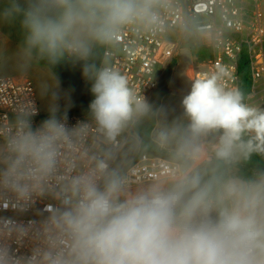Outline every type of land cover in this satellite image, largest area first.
Listing matches in <instances>:
<instances>
[{"label":"clouds","instance_id":"clouds-1","mask_svg":"<svg viewBox=\"0 0 264 264\" xmlns=\"http://www.w3.org/2000/svg\"><path fill=\"white\" fill-rule=\"evenodd\" d=\"M158 7L159 0H0V30L17 27L23 37L20 70L35 60L48 72L39 88L47 118L35 124L36 104L24 106L0 134V208L15 213L0 217V264H264V163L241 171L255 155L242 135L264 137V109L218 76L195 79L182 117L153 134L169 157L166 174L129 183L119 143L130 133L129 151L142 150L132 129L166 109L94 57L122 28L151 27ZM63 62L81 67L93 97L74 126L54 71ZM38 200L49 203L36 219L17 218Z\"/></svg>","mask_w":264,"mask_h":264},{"label":"built area","instance_id":"built-area-1","mask_svg":"<svg viewBox=\"0 0 264 264\" xmlns=\"http://www.w3.org/2000/svg\"><path fill=\"white\" fill-rule=\"evenodd\" d=\"M260 3L261 0H159L157 21L149 28L136 24L122 28L105 46L100 65L107 64L119 71L134 93L150 104L162 91L161 84L179 51L190 46L198 53L194 80L216 75L225 89L240 90V63L245 56L253 89L260 83L264 89V23ZM33 103L39 109L33 118L38 125L47 115L41 111L32 81L28 77L0 78V134L9 130L18 109ZM84 119L77 112L68 111L69 126ZM129 135L124 134L120 150ZM251 137L264 157V137ZM168 168L166 154L146 151L125 171L135 188L162 178ZM48 203L38 200L17 218L24 222L36 219ZM14 216L11 209L0 208V217Z\"/></svg>","mask_w":264,"mask_h":264},{"label":"rangeland","instance_id":"rangeland-1","mask_svg":"<svg viewBox=\"0 0 264 264\" xmlns=\"http://www.w3.org/2000/svg\"><path fill=\"white\" fill-rule=\"evenodd\" d=\"M260 5L264 23V0H261ZM22 39V34L17 27H5L0 30V53L4 54L3 61H0V78L14 77L16 79H23L24 77H28L35 87L42 113L48 115L47 102L41 100L39 96L40 84L48 76L47 69L43 62L33 60L31 67L27 72L20 70L15 53L17 52ZM197 54L196 48L190 46L183 47L179 51L175 65L172 68L169 87L164 91V95H162L161 92H158L150 103L154 107L163 106L166 109V117L162 118L156 116L152 119H147L139 124L140 128L137 130L132 129V133L143 139V148L163 152L168 156L167 152L157 148L152 143V137L157 128L165 122V119L170 122L173 119L182 117L183 109L181 106V100L183 96L188 93L191 83L194 81L193 70L196 64ZM60 66L65 71L70 82L79 90V93L82 96L78 99L75 94L66 88L60 81L61 92L64 97L60 101L61 107L67 105L68 111H75L81 116L87 118L88 106L93 97L91 94H88L89 96L87 99L83 98V90L80 89L84 81L81 67L79 65H73L70 62H63ZM129 136L120 150L125 168L139 154V151H129ZM215 139V135H210L208 137V143H214Z\"/></svg>","mask_w":264,"mask_h":264},{"label":"trees","instance_id":"trees-1","mask_svg":"<svg viewBox=\"0 0 264 264\" xmlns=\"http://www.w3.org/2000/svg\"><path fill=\"white\" fill-rule=\"evenodd\" d=\"M104 50H105V46L103 47H99L96 52H95V62L100 65L102 58H103V54H104ZM175 63L173 64V66L171 67L170 71L166 74L162 84H161V88H162V95H164V91L167 90V88L169 87L170 81H171V74H172V68L174 67ZM82 70V69H81ZM54 71L56 72V74L58 75L61 83L68 88L70 91H72L75 96L80 99L82 96L79 93V90L70 82L69 78L67 77L65 71L61 68L60 65H58ZM84 78V77H83ZM80 89L83 90V95H84V99L88 98V94H91L90 92V83L87 82L85 79L82 83V86L80 87ZM252 89H253V79H252V75H251V71H250V67L249 64L247 62L246 57L244 56V59L242 60V62L240 63V91L243 93L244 95V100L247 103V99L250 96V94L252 93ZM138 128H140V125H137L134 130H137ZM211 141V140H210ZM209 141V142H210ZM242 143L247 142L249 144L252 145L255 155H253L251 157V160L246 162L244 165H242L241 171H248L250 168H252L254 165L258 164V163H264V157L262 156V154L258 151L257 149V144H256V140L251 138L250 136H248L245 133H243L242 135ZM146 151H152V152H158V151H153V150H149L147 148H143L142 150L139 151V154L142 152H146ZM138 154V155H139ZM137 155V156H138ZM136 156V157H137ZM136 157L128 164V166L136 159Z\"/></svg>","mask_w":264,"mask_h":264},{"label":"crops","instance_id":"crops-1","mask_svg":"<svg viewBox=\"0 0 264 264\" xmlns=\"http://www.w3.org/2000/svg\"><path fill=\"white\" fill-rule=\"evenodd\" d=\"M247 104L264 109V89L262 84H258L247 99Z\"/></svg>","mask_w":264,"mask_h":264}]
</instances>
